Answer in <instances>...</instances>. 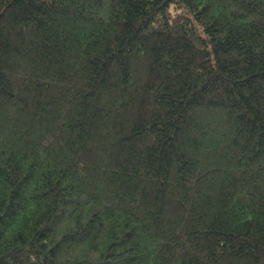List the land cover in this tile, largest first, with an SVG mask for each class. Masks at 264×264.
Here are the masks:
<instances>
[{
	"label": "trees",
	"instance_id": "trees-1",
	"mask_svg": "<svg viewBox=\"0 0 264 264\" xmlns=\"http://www.w3.org/2000/svg\"><path fill=\"white\" fill-rule=\"evenodd\" d=\"M0 264H264V0H0Z\"/></svg>",
	"mask_w": 264,
	"mask_h": 264
}]
</instances>
